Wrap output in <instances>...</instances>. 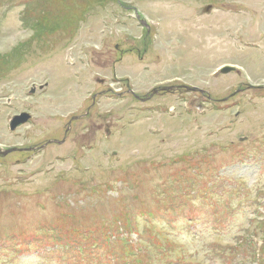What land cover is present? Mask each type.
<instances>
[{
  "label": "rangeland",
  "instance_id": "obj_1",
  "mask_svg": "<svg viewBox=\"0 0 264 264\" xmlns=\"http://www.w3.org/2000/svg\"><path fill=\"white\" fill-rule=\"evenodd\" d=\"M0 149V264H264V0H0Z\"/></svg>",
  "mask_w": 264,
  "mask_h": 264
},
{
  "label": "water",
  "instance_id": "obj_2",
  "mask_svg": "<svg viewBox=\"0 0 264 264\" xmlns=\"http://www.w3.org/2000/svg\"><path fill=\"white\" fill-rule=\"evenodd\" d=\"M210 10V8H207V12ZM233 71V68H224L221 73L226 75V74H229L230 72ZM184 90L187 92V93H190V92H201L199 91L197 88H190V87H185ZM30 115L27 114V113H23L19 116H16L13 118V120L11 121L10 123V129L11 131H16L19 127L27 124L30 120ZM11 153V151H7V152H1L0 151V157H6L7 155H9Z\"/></svg>",
  "mask_w": 264,
  "mask_h": 264
},
{
  "label": "flooded vegetation",
  "instance_id": "obj_3",
  "mask_svg": "<svg viewBox=\"0 0 264 264\" xmlns=\"http://www.w3.org/2000/svg\"><path fill=\"white\" fill-rule=\"evenodd\" d=\"M31 151H32V152H39V151H40V148H37V147H36V148L31 149Z\"/></svg>",
  "mask_w": 264,
  "mask_h": 264
}]
</instances>
